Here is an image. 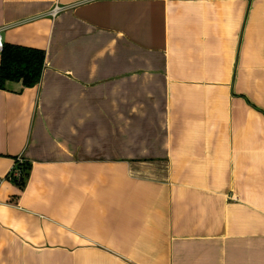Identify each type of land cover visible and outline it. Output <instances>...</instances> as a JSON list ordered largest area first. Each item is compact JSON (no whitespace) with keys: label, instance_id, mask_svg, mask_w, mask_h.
<instances>
[{"label":"crops","instance_id":"1","mask_svg":"<svg viewBox=\"0 0 264 264\" xmlns=\"http://www.w3.org/2000/svg\"><path fill=\"white\" fill-rule=\"evenodd\" d=\"M0 31L45 53L0 90V264H264V0H0Z\"/></svg>","mask_w":264,"mask_h":264},{"label":"trees","instance_id":"2","mask_svg":"<svg viewBox=\"0 0 264 264\" xmlns=\"http://www.w3.org/2000/svg\"><path fill=\"white\" fill-rule=\"evenodd\" d=\"M45 53L41 50L3 44L0 52V90L5 89L7 82L21 83L23 88H33L39 84ZM30 163L15 159L13 168L6 176L19 191H23L29 179ZM18 172L19 179L14 177Z\"/></svg>","mask_w":264,"mask_h":264},{"label":"built area","instance_id":"3","mask_svg":"<svg viewBox=\"0 0 264 264\" xmlns=\"http://www.w3.org/2000/svg\"><path fill=\"white\" fill-rule=\"evenodd\" d=\"M94 1H103V0H94ZM106 1V0H104ZM107 1H119V2H146V1H155V0H107ZM160 1H168V0H160ZM64 9L62 7L59 6H55L53 7V9L50 11L49 15L51 17H56L60 12H62ZM3 47V41L1 38V31H0V52L2 50ZM14 177H16L17 179H19V174L18 172L15 171L14 173Z\"/></svg>","mask_w":264,"mask_h":264}]
</instances>
